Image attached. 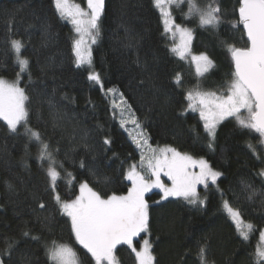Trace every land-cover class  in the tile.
<instances>
[{
	"label": "trees",
	"instance_id": "1",
	"mask_svg": "<svg viewBox=\"0 0 264 264\" xmlns=\"http://www.w3.org/2000/svg\"><path fill=\"white\" fill-rule=\"evenodd\" d=\"M73 1L80 5L84 0ZM195 2L201 9L210 3L221 9V23L208 28L199 26L198 16L185 18L187 2L173 12L177 24L193 31V53L207 55L214 65L202 79L170 51L153 0H106L99 41L92 54V70L100 75L103 87L87 79L88 69L75 67L73 31L56 13L53 0H0V77L16 79L20 69L10 42L20 40L32 77L30 82L26 72L21 82L31 99L28 127L38 131L53 152L61 174L56 192L62 199H73L82 181L105 198L113 193L124 195L130 188L125 174L129 165L139 162L140 154L114 115L112 97L106 90L115 88L132 106L153 147L171 146L204 158L223 174L216 185L199 190L206 201L202 207L181 198L161 200L160 190L146 197L154 264H200L198 246L205 242L209 264H256L255 253L264 230L261 137L230 118L218 126L213 149H209L203 122L199 114L189 111L185 99L195 87L206 92L226 91L234 71L228 45L248 46L242 25L233 27L239 20L240 2ZM177 73L182 78L179 86L174 80ZM105 137L111 139L110 145L103 144ZM38 150V142L25 134L24 126L12 133L0 121V250L6 242L18 241L11 257L5 254L0 258L5 264H50L46 246L55 241L71 246L83 264H89L90 255L75 241L69 218L60 213L53 199L55 193L45 191L47 180L37 160ZM47 166L44 161V168ZM245 183L257 190L252 201L247 199ZM39 200L46 204L45 209H39ZM225 200L240 209L246 223L254 225L248 240L240 237L224 211ZM23 231L40 240L22 237ZM143 238L135 239L137 249ZM115 256L119 264H136L127 245H118Z\"/></svg>",
	"mask_w": 264,
	"mask_h": 264
},
{
	"label": "snow or ice",
	"instance_id": "2",
	"mask_svg": "<svg viewBox=\"0 0 264 264\" xmlns=\"http://www.w3.org/2000/svg\"><path fill=\"white\" fill-rule=\"evenodd\" d=\"M184 2L185 0H153L154 7L162 17L164 32L170 33L173 37L179 35L180 43L170 48V51L181 59H185L186 54L190 52L193 31L176 23L171 6L180 7ZM186 2L188 4L186 19L194 15L198 16L201 27H215L221 23V9L218 4L213 6L210 3L206 8L201 9L195 0H186ZM239 2V20L233 27L242 25L248 46L241 48L228 45L234 71L226 91L220 94L188 91L185 95L188 109L199 112L204 132L209 138V149H213L218 126L229 117L235 118L240 128L258 133L261 143H264V0H239ZM53 4L58 16L69 20L76 33V37L72 40L75 67L78 69L87 67L89 69L87 79L103 87L100 75L92 70L91 46L97 43L100 36L105 0H86V10L72 3L71 0H53ZM47 31L46 25L45 32ZM10 43L16 54V63L20 71L12 82L0 77V120L6 122L12 133L18 131V126H24L25 134L31 140L38 142L37 160L45 172L47 180L45 191L55 193L53 199L60 213L69 218L75 241L86 250V255H90L89 264H118L114 254L118 245L128 246L135 255L136 264H154L155 257L152 254L150 241L143 239L139 249L134 244L137 237L149 232L150 205L145 198L146 194L153 189H159L162 192L161 200H167L169 197L182 198L189 205L202 207L206 201L201 199L198 186L203 185L207 189L209 184L216 185L218 178L223 174L214 170L204 158H194L171 146L153 148L149 144L151 138L142 122L123 93H120V100L126 105L120 111V126L124 128L129 123L134 126L135 134L129 132V135L136 149L140 150L139 163L129 165L125 174V179L131 182V187L124 195L113 193L105 198L94 191L87 181H82L79 184L78 194L73 199H62L56 192L57 181L61 178V174L55 166L53 152L50 151L49 144L42 139L41 134L28 127V105L31 99L25 87L20 86V81L25 72L28 73L29 81H32L29 60L20 55L24 47L20 40L13 39ZM192 60L196 64L198 76H203L213 66L212 61L204 54L192 56ZM174 80L178 86L182 83L180 73L175 75ZM140 83L143 84V80ZM106 91L115 93L117 89L108 88ZM48 102L51 105L52 98H49ZM113 107L118 108L119 105L114 104ZM242 110L246 111V117L241 115ZM111 142L108 137L103 140L104 145H110ZM248 147L252 148V145ZM252 150L255 152V149ZM146 151L151 154L146 155ZM44 161H48L47 168H44ZM80 166L85 167L83 161L80 162ZM60 167H63L62 163ZM197 168L198 171H193ZM162 175L171 181L170 186L162 181ZM259 175L264 177V170H261ZM66 176L74 179L71 173H66ZM8 188L13 190L11 184H8ZM244 191L248 193L249 201L258 194L257 190L247 183L244 184ZM155 203L159 204L160 201ZM38 207L41 210L46 208L43 200H39ZM223 207L235 223L240 237L248 240L254 225L250 222L246 223L242 219L240 209L233 208L228 201H223ZM21 235L31 240H40L39 236L31 235L29 231H23ZM260 237L261 241H264V230L260 232ZM17 244L18 241L15 240L6 242V247L0 250V256L6 254L11 257ZM46 255L51 264H83L71 246L56 244L55 241L51 247L46 246ZM197 258L200 264H209L206 242L198 246ZM255 258L256 264H264V245L257 246ZM0 264H5L2 258Z\"/></svg>",
	"mask_w": 264,
	"mask_h": 264
},
{
	"label": "rangeland",
	"instance_id": "3",
	"mask_svg": "<svg viewBox=\"0 0 264 264\" xmlns=\"http://www.w3.org/2000/svg\"><path fill=\"white\" fill-rule=\"evenodd\" d=\"M71 2L72 3H75L73 0H71ZM185 2H186V0H185ZM184 2V3H185ZM184 3H182L181 5H180V7H176L175 5H172L171 6V12H172V15H173V12H174V9L176 8H181L182 6H183V4ZM76 4V3H75ZM79 5V4H78ZM82 8H84L85 10H86V8H87V5H86V1H85V4H83V5H80ZM174 17V16H173ZM62 20H64L67 24H69L70 26H71V28H72V31H73V38L74 37H76V33L74 32V29H73V25L71 24V22L69 21V20H67V19H62ZM208 27H211V26H205V28H208ZM166 34V37L168 38V40L170 41V48H172L173 46H175V45H178L179 43H180V38H179V35L177 34L175 37H173L170 33H165ZM98 41H99V38H98V40H97V43L95 44V45H92L91 46V50H92V54H93V49H94V47L98 44ZM192 43H193V36H192V40H191V44H190V52H189V54H186V58L185 59H183L186 63H187V65H188V67L193 71V73H194V75L198 78V79H202V78H204L212 69H213V67H214V65L209 69V71L208 72H206L203 76H198L197 75V72H196V64H195V62L192 60V56H199V55H197V54H194L193 53V49H192ZM23 49V48H22ZM174 54V53H173ZM20 55H21V57L22 58H24L23 56H22V50H21V53H20ZM175 56H177V57H179L178 55H176V54H174ZM180 58V57H179ZM92 59H93V56H92ZM181 59V58H180ZM92 62H93V60H92ZM213 64V63H212ZM19 66V65H18ZM84 68H86V69H88L87 67H84ZM20 69V68H19ZM89 70V69H88ZM26 73V72H25ZM25 73H23L22 74V76H21V81H20V86H21V82H22V80H23V76H24V74ZM5 80H7V79H5ZM7 81H9V82H12V81H14V80H7ZM191 91H201V92H206V91H204L202 88H199V87H195V89H192ZM225 92V91H224ZM108 93V92H107ZM111 97H112V104L114 105H119V107L118 108H114V115H115V117L120 121V111H121V109H123V108H125L126 107V105H124L123 103H122V101L120 100V93H108ZM217 94H220V93H217ZM189 111L190 112H193V113H197V114H199V112L198 111H192L191 109H189ZM241 115L242 116H247V113H246V111H244V110H242V112H241ZM125 116H127V113H125ZM230 118H232V117H229V118H227V119H230ZM227 119H225V120H227ZM235 119V118H234ZM224 120V121H225ZM0 121H2V122H4L3 120H0ZM223 121V122H224ZM5 124H6V122H4ZM19 127V126H18ZM124 129H125V131L127 132L128 131V134H129V132H132V134H135V129H134V126L133 125H131L130 123L129 124H127L125 127H124ZM127 129V130H126ZM129 137H130V140H131V136L129 135ZM132 141V140H131ZM149 144H150V142H149ZM264 144V143H263ZM135 145V144H134ZM151 145V144H150ZM152 146V145H151ZM153 147V146H152ZM163 147H165V146H160V147H153V148H163ZM138 150V149H137ZM139 151V154H140V150H138ZM151 153H149V152H147L146 151V155H150ZM197 159H199V158H197ZM140 161V160H139ZM139 163V162H138ZM137 163V164H138ZM143 171V170H142ZM193 171H198V168L197 169H193ZM220 178V177H219ZM218 178V179H219ZM161 179H162V181L165 183V184H167V185H169L170 186V184H171V181H169L168 180V178L167 177H165V176H161ZM263 179H264V177H263ZM218 181V180H217ZM130 182V181H129ZM209 185H211V184H209ZM130 187H131V182H130ZM201 188H204V186L203 185H199L198 186V192H199V190L201 189ZM154 191H159V189H153L151 192H149L148 194H146V197L148 196V195H150L151 193H153ZM145 197V198H146ZM170 198H176V197H169L168 199H170ZM182 199V198H181ZM224 211L227 213V211L224 209ZM228 214V213H227ZM230 217V216H229ZM235 224V223H234ZM144 236V238L143 239H148L149 240V236H148V233H142L141 234V236ZM139 239V237H137L136 238V240H138ZM143 239L141 240V245H140V247L142 246V243H143ZM135 241V240H134ZM135 244V243H134ZM259 245H264V241H261V237H260V241H259ZM82 247V246H81ZM115 254V253H114ZM50 264H51V262H50ZM119 264V263H118Z\"/></svg>",
	"mask_w": 264,
	"mask_h": 264
},
{
	"label": "flooded vegetation",
	"instance_id": "4",
	"mask_svg": "<svg viewBox=\"0 0 264 264\" xmlns=\"http://www.w3.org/2000/svg\"><path fill=\"white\" fill-rule=\"evenodd\" d=\"M85 1H86V0H84V1H83V3H81L80 5H83V4H85Z\"/></svg>",
	"mask_w": 264,
	"mask_h": 264
},
{
	"label": "water",
	"instance_id": "5",
	"mask_svg": "<svg viewBox=\"0 0 264 264\" xmlns=\"http://www.w3.org/2000/svg\"><path fill=\"white\" fill-rule=\"evenodd\" d=\"M105 3H106V0H105Z\"/></svg>",
	"mask_w": 264,
	"mask_h": 264
}]
</instances>
